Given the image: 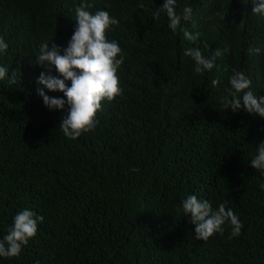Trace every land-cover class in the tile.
<instances>
[{"label":"trees","instance_id":"16d2710c","mask_svg":"<svg viewBox=\"0 0 264 264\" xmlns=\"http://www.w3.org/2000/svg\"><path fill=\"white\" fill-rule=\"evenodd\" d=\"M89 2V11L119 20L106 36L124 55L123 91L102 101L94 131L71 140L59 127L67 105L50 111L37 93L47 69L36 57L43 43L68 46L81 0H0L8 44L0 66L9 76L18 70L14 84L0 80V239L18 211L44 217L20 256L0 264H264V174L250 165L264 117L221 103L231 99L234 69L264 96V20L252 11L255 0H177V14L193 9L180 27L194 41L173 32L165 12L154 20L165 0ZM191 47L222 56L195 74L184 55ZM188 195L232 208L241 234L229 239L225 225L223 235L196 240L181 207Z\"/></svg>","mask_w":264,"mask_h":264},{"label":"clouds","instance_id":"9594fccd","mask_svg":"<svg viewBox=\"0 0 264 264\" xmlns=\"http://www.w3.org/2000/svg\"><path fill=\"white\" fill-rule=\"evenodd\" d=\"M177 0H165L162 7L152 13L154 20H159L161 12H165L168 18V27L176 32L180 29L188 41H194V36L186 28H181V21L192 19L193 9L185 6L181 14H177L175 5ZM93 4L89 0H81V4L75 9V28L66 48H61L53 43H43L36 57L37 64L47 71H42L37 78V93L42 97L44 105L50 110H67L61 118L59 127L62 134L71 140L79 138L85 132L94 131L99 123L97 113L102 110V101L112 102L122 95L118 69L124 63L122 49L115 39H108L106 32L111 26L119 25V20L111 16L106 10L89 11ZM264 20V0H255L252 9ZM255 14V15H256ZM8 44L0 37V54L7 51ZM225 52L227 49L224 50ZM250 53L259 54V48H250ZM63 53V54H61ZM185 56L194 62L193 71L202 75L211 71L222 51L217 49L210 56H206L198 47L185 50ZM60 74L51 75V67ZM9 69L0 66V80L8 78L9 84L16 82L18 70L8 75ZM66 81H71L69 87ZM220 83L219 78L211 81L213 87ZM231 90L229 96L224 97L221 103L227 109L237 112L243 109L245 112L264 117V96H257L252 90V81L242 70H233L229 78ZM45 89L51 92H63L67 98H57L46 94ZM250 165L255 170L264 174V142H259L256 152L250 160ZM260 187L264 189V184ZM185 216H190V223L195 225L196 240L208 241L214 234H224L225 225L231 229L229 239L241 234L243 224L233 209L225 203H218L214 209L207 200H200L196 195H188L181 202ZM44 217L35 211L25 208L18 211L13 218V224L7 233L0 239V257H19L24 246L30 239L37 235L38 222L43 223Z\"/></svg>","mask_w":264,"mask_h":264}]
</instances>
